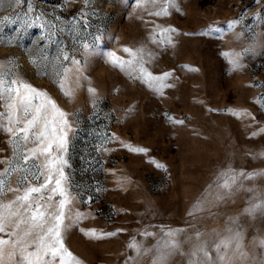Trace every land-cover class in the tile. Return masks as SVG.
<instances>
[{
  "label": "rangeland",
  "instance_id": "rangeland-1",
  "mask_svg": "<svg viewBox=\"0 0 264 264\" xmlns=\"http://www.w3.org/2000/svg\"><path fill=\"white\" fill-rule=\"evenodd\" d=\"M32 3L37 13L46 14L59 26L70 25L82 12H88L90 26L81 34L102 32V52L129 58L123 52L125 47L135 50L145 46L155 54L150 70L155 74L170 72L168 82L174 85L161 97L130 80L109 64L105 55L97 54L85 66L88 80L74 96L66 97L53 78L29 62L28 52L35 48L41 30L31 28L17 39V26L5 29L4 40L12 37L13 42L0 43V62L14 60L21 78L47 92L75 122L68 171L74 190L79 192L78 207L91 218L75 225L65 240L83 264H125L130 254L128 242L133 236L143 239L138 233L145 229L159 235L161 227L191 230V225L201 231L223 232L229 219L237 218L247 242L264 235V216L253 219L243 212L252 195L245 189L264 191V177L246 182L244 189L212 206L199 219L187 216L194 202L207 195L209 186H214L218 174L227 167L264 171V158L252 155L264 151V134L251 136L264 128V110L258 102L264 96V51L246 55L244 67L237 71H232L222 56L224 51L242 50L264 33V24L253 18L257 12L264 15V0H176L178 10L172 8L161 17L148 14L153 10L151 4L147 10L138 9L136 0H92L88 8L84 0ZM241 13L243 23L228 29V23ZM3 15L13 13L0 10V18ZM164 27L176 30L173 45L153 44L150 37L154 30ZM217 27L224 32L209 31ZM237 33H243L239 40ZM54 41L47 48L50 60L58 48L79 58L70 31L58 32ZM89 86L96 89L95 104L87 91ZM229 110L250 113L255 120L250 116L237 118ZM170 118L184 120V124H174ZM109 136L118 141L110 142ZM7 141V134L0 132V149L7 150ZM120 142L148 152H129ZM151 160L166 165L167 171L157 169ZM121 177L124 186L117 184ZM80 229L123 231L95 240ZM145 242L153 244L155 239ZM173 264L184 262L177 258Z\"/></svg>",
  "mask_w": 264,
  "mask_h": 264
},
{
  "label": "snow or ice",
  "instance_id": "snow-or-ice-1",
  "mask_svg": "<svg viewBox=\"0 0 264 264\" xmlns=\"http://www.w3.org/2000/svg\"><path fill=\"white\" fill-rule=\"evenodd\" d=\"M92 0H84L88 8ZM259 2V0H258ZM151 4L148 12L151 16L161 17L169 14L170 9L177 8L176 0H136L138 9ZM23 6V7H22ZM0 10L12 12L0 18V43L11 44L13 38L4 40L3 33L9 26H17V39L31 28H39L40 36L36 46L28 52L29 62L45 76L54 79L60 92L66 97L75 95L83 81L85 66L94 55H105L109 64L125 72L130 80L145 85L161 97L165 90L174 87L168 80L170 72L153 73L149 65L155 54L141 46L137 49L127 48L123 52L129 58L118 56L115 52L104 53L101 46L105 39L102 32L81 34L88 28V12H82L78 20L70 25L59 26L44 13H37L32 0H0ZM147 10V9H146ZM178 10V8H177ZM230 21L228 29H234L243 23L242 17ZM258 24H264V15L257 12L253 17ZM56 19H59L58 17ZM159 27V26H157ZM73 34L77 55L65 48H58L51 60L47 48L54 43L58 32L65 30ZM170 27L159 28L150 37L157 45H173ZM223 33L217 27L209 29ZM243 33H237L239 40ZM264 51V33L240 51H224L222 56L228 61L232 71L244 67L243 58ZM190 71H198L191 68ZM90 85V81L88 82ZM258 86V85H257ZM88 93L96 102V89L89 86ZM258 102L264 110V96ZM237 118L250 116L247 112H232ZM174 124H184V120L172 119ZM75 131V122L57 102L43 90L33 87L21 78L18 66L12 59L0 62V132L8 137L7 150L0 149V264H83L67 246L68 232L84 219L91 218L82 212L79 205V192L75 191L69 174L71 168L69 150L71 137ZM264 134V128L253 131L252 137ZM107 139L118 141L115 136ZM122 147L133 153L147 154L143 147L120 142ZM107 152L109 149L103 148ZM253 158H264V151L252 154ZM157 169L167 171L166 165L150 161ZM115 175V173H112ZM264 177V171L245 172L227 167L221 171L213 185L209 186L207 195H202L194 202L187 216L197 220L202 213L210 211L212 206L231 197L245 188V183ZM117 184L125 185V179L119 178ZM98 191L101 189H97ZM251 193L248 206L243 210L250 218L264 216V191L254 187L245 189ZM91 203V201H89ZM165 228L157 232L138 233L143 239L133 236L127 244L129 255L125 264H173L182 258L184 264H264V235H259L250 243L246 241L243 227L237 218H230L223 232H206L199 228ZM89 239H105L117 236L122 229L114 232H98L96 229H80ZM154 238L155 243L145 241Z\"/></svg>",
  "mask_w": 264,
  "mask_h": 264
}]
</instances>
